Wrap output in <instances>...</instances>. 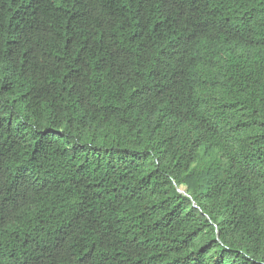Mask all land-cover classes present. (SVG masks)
Returning <instances> with one entry per match:
<instances>
[{
    "label": "trees",
    "instance_id": "16d2710c",
    "mask_svg": "<svg viewBox=\"0 0 264 264\" xmlns=\"http://www.w3.org/2000/svg\"><path fill=\"white\" fill-rule=\"evenodd\" d=\"M2 1L0 264H264V0Z\"/></svg>",
    "mask_w": 264,
    "mask_h": 264
},
{
    "label": "bare ground",
    "instance_id": "6f19581e",
    "mask_svg": "<svg viewBox=\"0 0 264 264\" xmlns=\"http://www.w3.org/2000/svg\"><path fill=\"white\" fill-rule=\"evenodd\" d=\"M3 1H4V0H3ZM3 1H2V3H3ZM9 1H10V0H9ZM9 1H8V2H9ZM65 1H66V0H65ZM13 2L16 3L15 1H13ZM62 2H63V1H62ZM18 3H19V1H18ZM18 3H17V4H18ZM9 4H10V2H9ZM25 4H26V2H25ZM63 4H64V3H63ZM75 4H76V3H75ZM83 4H84V3H83ZM61 5H62V4H61ZM67 5H68V4H67ZM69 5H70V3H69ZM0 6H1V5H0ZM76 6H78V5H76ZM80 6H81V5H80ZM12 7H13V6H12ZM24 7H25V5H24ZM60 7H61V6H60ZM63 7H64V6H63ZM63 7H62V8H63ZM83 7H84V6H83ZM8 8H9V7H8ZM37 8H38V7H37ZM55 8H56V7H55ZM34 9H35V8H34ZM39 9H40V8H39ZM3 10H5V9H3ZM7 10H9V9H7ZM7 10H6V11H7ZM12 10H13V9H12ZM15 10H16V9H15ZM36 10H37V9H36ZM44 10H45V9H44ZM78 10H79V9H78ZM6 11H5V12H6ZM50 11H51V10H50ZM50 11H49V12H50ZM85 11H86V10H85ZM0 12H1V11H0ZM26 12H27V11H26ZM42 12H43V11H42ZM17 13H18V12H17ZM31 13H32V12H31ZM44 13H45V12H44ZM72 13H73V12H72ZM81 13H82V12H81ZM6 14H7V13H6ZM10 14H11V13H10ZM66 14H67V13H66ZM3 15H4V13H3ZM29 15H30V14H29ZM62 15H63V13H62ZM62 15H61V16H62ZM83 15H84V14H83ZM99 15H100V14H99ZM0 16H1V14H0ZM8 16H10V15L8 14ZM22 16H23V15H22ZM65 16H66V15H64V17H65ZM67 16H68V15H67ZM1 18H2V17H1ZM6 18H7V17H6ZM20 18H21V17H20ZM20 18H19V19H20ZM66 18H67V17H66ZM25 19H26V18H25ZM27 19H28V18H27ZM61 19H63V18H61ZM64 19H65V18H64ZM64 19H63V20H64ZM0 21H2V20H0ZM93 22H94V21H93ZM0 23H1V22H0ZM4 23H5V22H4ZM29 23H30V22H29ZM70 23H71V22H70ZM0 26H1V25H0ZM87 26H88V25H87ZM37 28H38V27H37ZM82 28H83V27H82ZM7 29H8V28H7ZM13 29H14V28H13ZM52 29H53V27H52ZM80 29H81V28H80ZM10 30H11V29H10ZM82 30H83V29H82ZM6 31H7V30H6ZM84 31H85V30H84ZM90 31H91V30H90ZM17 32H19V31H17ZM61 32H62V31H61ZM63 32H64V30H63ZM14 33H15V32H14ZM59 33H60V31H59ZM76 33H77V32H76ZM76 33H75V34H76ZM84 33H85V32H84ZM91 33H92V32H91ZM79 35H80V34H79ZM3 36H4V35H3ZM90 36H91V35H90ZM64 37H65V36H64ZM84 37H85V35H84ZM13 39H14V38H13ZM7 40H8V39H7ZM84 40H85V38H84ZM7 42H8V41H7Z\"/></svg>",
    "mask_w": 264,
    "mask_h": 264
},
{
    "label": "water",
    "instance_id": "95a60500",
    "mask_svg": "<svg viewBox=\"0 0 264 264\" xmlns=\"http://www.w3.org/2000/svg\"><path fill=\"white\" fill-rule=\"evenodd\" d=\"M181 192V191H180Z\"/></svg>",
    "mask_w": 264,
    "mask_h": 264
}]
</instances>
